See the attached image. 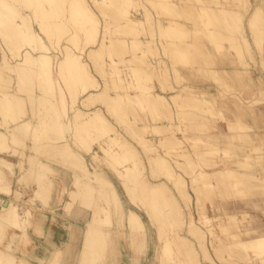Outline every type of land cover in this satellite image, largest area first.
Segmentation results:
<instances>
[{
    "label": "bare ground",
    "instance_id": "1",
    "mask_svg": "<svg viewBox=\"0 0 264 264\" xmlns=\"http://www.w3.org/2000/svg\"><path fill=\"white\" fill-rule=\"evenodd\" d=\"M0 50V85L12 79L0 88V264H66L80 228L92 243L137 239L140 209L162 241L150 264H212L208 245L220 264H264V223L249 220L251 207L264 217V131L253 107L264 102V76L247 99L251 75L229 82L246 61L217 59L264 60V0H0ZM204 74L211 84L199 86ZM93 143L105 176L86 151ZM21 184L34 185L31 200ZM120 187L138 191V206L110 199L139 233L105 230L117 224L105 196ZM54 199L88 210L61 245L33 213Z\"/></svg>",
    "mask_w": 264,
    "mask_h": 264
},
{
    "label": "rangeland",
    "instance_id": "2",
    "mask_svg": "<svg viewBox=\"0 0 264 264\" xmlns=\"http://www.w3.org/2000/svg\"><path fill=\"white\" fill-rule=\"evenodd\" d=\"M104 11H108V10L104 9ZM97 13H99L98 10H97ZM99 15H101V14L99 13ZM57 47H59V46L57 45ZM57 47H54L53 44L50 43L51 55L54 54V51H57L56 50ZM226 57L228 58L227 61L229 62V64L231 63V61L235 62L234 64H232L233 62L231 63L232 66L235 65V66L241 67V65L243 64V61L244 62L246 61V65L248 64L246 67H245V65L242 66L243 69L241 71H243L242 72L243 74L241 73L240 78H236V76L233 74L235 72L232 71L230 73V75H232L233 79H232V81L229 80V82L234 84L235 87H238L239 83L244 80L245 75L246 76L247 75H251V77L253 78V81L252 80L247 81V82H250L252 84V85H250L251 89H250L249 92H245V94L243 92V95L247 99L250 98L252 93H253V91H256L259 88H261V86L259 85L260 84L259 82L261 81L260 77L264 76V67H263L264 65H262V63H264V60L261 63H259V65H256V60H253V58L251 56H250L251 58H249V55L247 56V54L242 59H240L241 61H238V59L235 58L238 62L233 57H231L232 59H230L229 58L230 57L229 54H227L225 52L218 53V55H217V59H226ZM257 59L261 60L262 58L259 56V57H257ZM97 78L101 79L100 77H97ZM199 80H202V81L198 82L199 86H201L203 84V81H204V83H210V79L208 78L207 74H204L202 76L200 75L199 76ZM11 81H12V79L9 80L7 78L6 82H3L0 85V88L1 89L7 88ZM36 90L37 91L34 90L31 94H29V97L32 98V101L36 97H39V96L42 95V93L38 89H36ZM35 93L39 94V96H34ZM257 95L259 96V94H257ZM253 107H255V112L257 113V119L259 120V122H261L259 125L262 128H259V129L264 131V102L258 103L256 105H253ZM225 114L228 117L231 116L230 111L225 110ZM114 125L117 128L120 127L119 124L115 123ZM23 140L26 141L28 139L25 137ZM16 151H17V153H20L23 150H16ZM86 151L87 152H89V151L90 152H92V151L95 152L96 151V153H94V154L99 155L98 156L99 157L98 164H99L100 169H101V174H103L105 176L106 173L110 171L109 170V165L106 164V162L104 160V157H103V154L99 152L98 144L97 143H95V144L93 143V145L91 146V149L86 150ZM142 153L144 154V152H142ZM11 158L13 160H15V158H13V157H11ZM16 158L18 159L17 156H16ZM19 158H20V156H19ZM135 162H136V156H135ZM16 163L20 164L19 160ZM85 164L88 166L87 168L89 170L92 168L90 162H85ZM59 172L65 173L64 170H62V171L59 170ZM71 179H72L71 176L69 174H67L66 175V182H65V185L67 187L70 186V184H71L70 180ZM61 182L62 181H56L55 182V185H57L58 189H61L62 186H63V183H61ZM20 186L22 187V188L19 187V189L22 190V193H21L22 198L27 200V201H28V199L31 200V197L34 195L33 194L34 190H32L33 188H35L34 185L33 186L32 185L28 186L27 184H25V185L21 184ZM26 187H27V189H26ZM63 189H64V200H65L67 198V194L65 193V188H63ZM118 190H116V191L111 190L112 193L110 192V196L106 195L105 197L110 199L111 196L112 195L114 196L115 193H116L117 197H119V195H121L122 198L127 203H130L132 205L135 204V206H138V205L141 204L139 202V200L137 199V197H139V194H138V191L135 188L132 189V188H126V187L122 188V187H120V191L121 192H118ZM107 191L108 190H106L105 188L101 190V192L103 194H106ZM133 198L134 199L136 198L137 201L134 200ZM64 200L62 199L61 201H58L57 199H54V200H51V203H46L45 202L46 204L42 203L41 201H37L40 206L35 208L34 211H33V213L34 212L35 213H42V214H44L45 217H47L44 226H45V229L49 231L48 239L50 241L58 244V245H61V242L64 239L67 238V227H68V225L72 224L75 227H83L84 224H85L84 221L88 218V210H85V209L82 210L81 209V211H78L75 208V206H76L75 203H73L71 206L66 205V207L63 208L64 206H63L62 203H63ZM67 200H68V198H67ZM20 203H21V205L19 206V211L23 212V210L25 211L27 209V207H26L27 204L26 203H22V202H20ZM110 203L112 205V210L114 211V213L109 218H110V220L112 222H116L117 224H113V225L111 223L109 225L105 224L106 225V227H105L106 231H109V229H113L114 227L117 228V230H118V232H120V234H122V231L125 230V229L131 230V231H134V232L137 231V233H139V231H141L142 228H140V229L136 228L135 230H132V229H134L137 226L136 224H132L131 225L132 227H131L129 225V223L127 222L128 219H123L122 217H120V218L118 217V215L121 214L122 212H126V211H124V210H122L120 208L119 203L112 202V199H110ZM118 207H119V209H115V208H118ZM143 208H144V206H143ZM181 208L184 210V212H187V208L184 205H182ZM247 209L250 210L249 207ZM249 212H250V214L252 216V218L249 219V220H251L250 224H263L264 223V217L262 216V214L260 213V210L258 208L253 209L251 207V211H249ZM139 213L141 215V217H140L141 220H143V222L146 223V227L143 228V229H145L144 230V234L143 235L140 234L139 235L140 237L137 238V239L135 238V236L134 237L130 236V239L127 240L126 238H124V236L122 234V235L119 236L120 239L118 238V239L108 240L107 239L108 236H107L102 241L98 240L97 243H92V242L88 241V239L85 238L86 235L84 234V232H82V228H80L81 229V230L79 229L80 231L75 232V235H74L75 236V240H74V244H73V247H72V249L75 250V252L77 253L76 255H73L75 257V260H74V257H72L73 259L70 260L71 257L68 258L66 256L68 258V260L66 259V261H65V259L63 258L64 261L66 262V264H68L69 262L71 264H74V263L75 264H80L79 261L83 260L85 257L88 260L85 258L87 260V262L85 260L84 263H82V264H97V263L98 264H102V263H104V264H150L152 262L151 259L153 258V254L156 252V249L158 248V246L161 245L162 241L158 238V236L156 234V226H155L156 223L152 220V217L150 218V216L147 214L146 209H143V210L140 209ZM209 214H210V216L214 214V212L212 211L211 207H210ZM184 221H185V219H183V221H181V225L183 224L182 222H184ZM144 223H143V225H145ZM173 225H178V222H174ZM184 231H185V226H182V228H181V230H179V232L183 233ZM110 232H112V231H110ZM50 241L48 243H50ZM42 242L45 243L46 239L42 240ZM83 242H84V244H83ZM91 243L94 244L93 248H92L93 250L92 249L91 250L87 249L85 251V254L83 252H81V250L84 251V247L85 246H88V245L92 246ZM209 243H211V242H209ZM194 244H196L197 251H199V253H201L202 250L197 245V243L194 242ZM204 244L207 247L208 240H204ZM82 245H84L83 248H82ZM206 250H207L208 254L212 257V258L210 257V259L211 260L213 259L212 260V264H215V263L216 264H220L217 261L218 257L216 256L215 252L211 249V247L209 245H208ZM90 251H91V253H90ZM78 252L82 253V255L78 254ZM104 254H107L108 258H104ZM113 254H118L120 257L116 258L115 256H113L111 258V256ZM80 256H81V258H80ZM90 256H92V257H90ZM150 260H151V262H150ZM71 261H73V262H71ZM213 261H214V263H213Z\"/></svg>",
    "mask_w": 264,
    "mask_h": 264
}]
</instances>
